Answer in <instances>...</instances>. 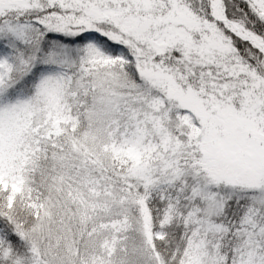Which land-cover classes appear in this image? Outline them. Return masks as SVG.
<instances>
[{
  "label": "snow or ice",
  "instance_id": "obj_1",
  "mask_svg": "<svg viewBox=\"0 0 264 264\" xmlns=\"http://www.w3.org/2000/svg\"><path fill=\"white\" fill-rule=\"evenodd\" d=\"M0 264H264V0H0Z\"/></svg>",
  "mask_w": 264,
  "mask_h": 264
}]
</instances>
